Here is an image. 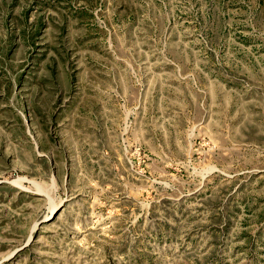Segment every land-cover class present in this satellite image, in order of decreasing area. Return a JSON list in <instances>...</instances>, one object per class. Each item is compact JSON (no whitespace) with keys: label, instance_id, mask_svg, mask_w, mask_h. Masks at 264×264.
<instances>
[{"label":"rangeland","instance_id":"rangeland-1","mask_svg":"<svg viewBox=\"0 0 264 264\" xmlns=\"http://www.w3.org/2000/svg\"><path fill=\"white\" fill-rule=\"evenodd\" d=\"M0 264H264V0H0Z\"/></svg>","mask_w":264,"mask_h":264}]
</instances>
